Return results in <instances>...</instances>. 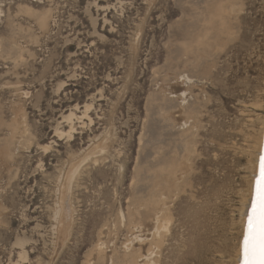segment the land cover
Listing matches in <instances>:
<instances>
[{
    "label": "rangeland",
    "instance_id": "374dc122",
    "mask_svg": "<svg viewBox=\"0 0 264 264\" xmlns=\"http://www.w3.org/2000/svg\"><path fill=\"white\" fill-rule=\"evenodd\" d=\"M263 121L264 0H0V264H235Z\"/></svg>",
    "mask_w": 264,
    "mask_h": 264
},
{
    "label": "bare ground",
    "instance_id": "6f19581e",
    "mask_svg": "<svg viewBox=\"0 0 264 264\" xmlns=\"http://www.w3.org/2000/svg\"><path fill=\"white\" fill-rule=\"evenodd\" d=\"M175 86H177V84ZM179 86L180 85L178 84L177 87H179ZM180 88H181V86H180ZM180 91H182V90H180ZM184 91L185 90H183L182 94H180L181 96L186 95L184 93ZM178 117L175 118L174 120L178 121L179 119H181V116H178ZM261 155H264V121H263L262 126H261L260 138H259V142H258L257 150H256V157H255V161L253 164V171L251 173L252 178H251V182H250L249 196H248V200L245 203V206L243 207L244 212H243V218H242V236H241V240H240L241 242H240V246L238 248V254H237L238 256H237V260H236L235 264H244V239H245V236L247 235V218H248V215L250 214V211H251L252 200L255 196V182H256L257 177L259 176V161H260ZM174 178H175V176H174ZM174 178H172L173 181H174ZM167 182H168V180H167ZM170 182H169V185L172 184V182L171 183ZM170 187H172V186H170ZM168 188H169V186H168ZM157 203H158L157 199L152 200L149 203V208H148V211L152 212L154 223L156 221L154 230L150 234L151 235L150 236L151 239L149 240L150 243L158 241V236H159L158 234H159L160 230H162L161 227L164 228V224H165V223H162L163 225H161L160 227L158 225L159 224V221H158L159 216L157 215V209H158ZM65 220H66V218H65ZM130 222H129L130 224L134 223V221H132V220ZM135 225H136V223H135ZM127 226H128V224H127ZM135 228H136V226L134 227V229ZM142 229L139 227V231L138 230H134V231H136V232L138 231L141 233H142V231H144V232L146 231V230H142ZM133 230H132V233L131 232L130 233H131V235H134V237H133V239H135L134 243H132V240H131V242L127 243L125 246V250L121 253H118L116 248L113 247L111 249V254L108 255L109 260H110V264H138L140 262H141L140 264H146L147 257H148L147 253H145V251H147V249L145 250V246L147 245V234L145 233V236H143L142 238H139L138 237L139 235L134 234ZM165 230H167V229H165ZM143 235H144V233H143ZM140 236H142V235H140ZM130 238H132V236ZM100 249H101V247H100ZM99 251H101V250H99ZM104 252L101 251L100 258L98 257L99 259H101V260L105 259V255L107 253L105 254Z\"/></svg>",
    "mask_w": 264,
    "mask_h": 264
},
{
    "label": "snow or ice",
    "instance_id": "6c2138e0",
    "mask_svg": "<svg viewBox=\"0 0 264 264\" xmlns=\"http://www.w3.org/2000/svg\"><path fill=\"white\" fill-rule=\"evenodd\" d=\"M244 264H264V155L260 157L255 196L247 218Z\"/></svg>",
    "mask_w": 264,
    "mask_h": 264
}]
</instances>
